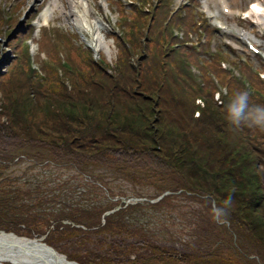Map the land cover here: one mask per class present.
Instances as JSON below:
<instances>
[{
  "label": "trees",
  "instance_id": "1",
  "mask_svg": "<svg viewBox=\"0 0 264 264\" xmlns=\"http://www.w3.org/2000/svg\"><path fill=\"white\" fill-rule=\"evenodd\" d=\"M60 36L67 61L75 63L72 56L80 48L58 32L57 37ZM55 48L48 34L43 32L40 49H45L57 66L60 63ZM13 51L18 60L6 70L7 78L0 75V167L7 168L13 162L14 157L4 156L38 146L54 152L56 165L65 162L75 169L85 165L113 169L121 165L150 170L149 167L157 164L154 168L176 174L183 183L180 189L201 197L204 202L222 206L223 200L231 194L233 203L227 209L228 223H217L214 218L213 222L207 220L212 228V242L226 244L242 264H264V149L261 148L264 128L247 122L239 127L231 124L226 106L215 102L209 91L196 94V89L174 87L171 81H165L163 72L145 77L146 69L132 64V59L134 63L148 61L145 54L128 62L119 55V67L111 74L94 64L81 75L57 73L54 66L42 64L46 77L41 78L28 70L20 43H15ZM156 65L152 59L148 67ZM209 86L212 87L207 81L206 87ZM197 97L200 103H196ZM78 103L83 105L81 113L75 110ZM255 104L264 105V100L257 99ZM37 113H41L44 120L53 121L52 126L47 125L46 120L42 121L41 128L35 125ZM53 134L57 135L55 139ZM250 134L261 141L253 138L254 142L250 141ZM210 168H213L212 173ZM152 174L158 176L159 172ZM164 191L150 198L141 197L144 201L136 204L112 203L98 212H90L86 221L65 215L53 216L49 221L42 212L35 214L38 220L21 214L9 220L3 213L6 206L0 205V231L30 239L45 236L43 242L48 246L64 254L69 261L84 264L65 250L63 242L70 243L66 233L78 232L80 240L101 237L98 232L120 225L121 220L115 219H121L127 211L145 204L160 206L168 196L181 193L169 191L164 195ZM159 197L160 200L151 203ZM34 205L41 207L39 203ZM15 208L16 213L23 211ZM89 219L95 221L89 223ZM38 222L46 223L50 229L35 228ZM217 230L224 231L225 241ZM116 235L125 239L111 238L110 244H117L119 249L139 246L143 247L139 249L142 253L145 246H158L125 231ZM162 251L167 256L168 250ZM133 256L136 255L132 252L124 255L118 252L114 258L112 254L114 261H129ZM199 258L201 256L195 261L201 260Z\"/></svg>",
  "mask_w": 264,
  "mask_h": 264
},
{
  "label": "rangeland",
  "instance_id": "2",
  "mask_svg": "<svg viewBox=\"0 0 264 264\" xmlns=\"http://www.w3.org/2000/svg\"><path fill=\"white\" fill-rule=\"evenodd\" d=\"M13 1L16 0H0V8L6 9L11 6V8H13L17 5L14 4ZM18 1L21 2L18 3L19 9L16 10L19 11L23 7H26L28 12H31L35 8L41 7V12L37 16V19H40L42 24L45 23V20L49 21V25L55 24L60 28L58 32L69 37L74 41L76 46L79 45L84 47L81 39L82 36L80 37V35L84 34L75 26L73 16L69 14L66 0H60V3L63 5L62 12H60L57 7V0ZM88 1L90 2V0ZM127 11L128 9H126V12ZM93 16L94 14L90 11L89 17L92 18ZM118 16L116 12L113 15V19H110L109 24L111 26L117 21ZM100 17L103 18L104 14L100 13ZM9 18L10 11L9 8H7L2 17V23L0 24V75L4 76V78H7L6 70L18 60L17 54L13 51L15 43H17V38H9L11 34L9 26L15 23V18L10 22ZM4 19H7L6 23L3 22ZM34 24L37 26L36 21ZM18 25V23L15 25L14 32L19 33L21 31V27L19 28ZM102 30H104V28H102ZM54 31L55 30H51L49 35L52 36ZM76 36L78 38H76ZM86 37L88 38V36ZM111 39L112 38L108 37V40H106V43H108L111 49V54L109 55L105 49H100L98 52L100 60L97 63L100 65L107 66L108 63L111 65L116 64L118 69L119 55L121 60L128 62L133 57L145 54L149 59L148 61H143L142 64L134 63V59H132L133 61L131 60L132 64L141 65L146 69L144 73L145 77H153L156 73L163 72L166 74L165 81H171L174 87L182 88L181 86L185 85L183 78L180 76L181 74L178 73L179 71L176 69L177 67L173 68L167 65L169 62H172L173 59H164L162 56L168 50L167 45H158L156 49H144L143 38L130 36L124 38L125 45L122 41L119 46H114L113 40ZM51 40L55 42L56 48L54 51L56 52L58 50L57 46H61L59 43L60 40H63V37L54 36ZM86 40H89V38ZM261 45L264 51V42H262ZM115 48L118 49V54H116L117 51ZM30 53L32 55L30 57L23 53L25 55L26 65L28 66L29 59L33 66L38 69L37 72H39V76L41 78L46 77V74L41 69V65L48 64L50 60L44 52H41L40 56H34L38 54L36 53V48ZM63 57L67 61L65 53H63ZM96 57V53L93 49H88V52L78 51V53L72 56V61L75 63L71 64L67 61L69 65L58 64L57 73H64V71H66L69 74L81 75L84 71L89 69L90 64L96 65L94 63L96 62ZM152 59L157 62V65L148 67ZM237 60L238 59H233L232 61ZM249 60L252 61L256 68L261 66L260 62L255 59L250 58ZM160 62H165V65H159ZM80 63L82 65H80ZM52 64L55 63L52 61ZM197 64L200 67H211V64L205 60L197 61ZM97 68L101 69L99 66H97ZM202 69L204 71L202 79L209 81L213 89H215V86L211 80H209L207 72H205L204 68ZM243 73L245 75L247 71L244 70ZM261 77L264 78V73L261 74ZM66 83L67 81H65V84ZM220 85L225 87L224 80H220ZM227 86L226 84V87ZM170 87L173 88V86ZM212 87H205L204 90L213 91L211 89ZM229 88L233 89V91H239L242 90V85L234 84ZM253 88L259 90L255 86H253ZM233 91L224 94L223 91L220 90L222 97L227 103H230L234 95ZM198 93L201 92L198 91L196 94ZM253 96L261 100L263 99L261 96H264V92H260V94L253 92ZM199 100L200 98L197 97L196 103L200 102ZM76 107L75 110L79 113L83 111V105H81V103H78ZM99 115H103L102 111ZM196 115L197 113L194 114V116ZM43 118L41 113H37L34 118L35 125L41 128L42 124H44L42 121L45 122L46 120ZM48 120L49 119L46 120L48 122L47 125L52 126L51 124L54 122ZM120 122L123 121L120 120ZM52 136L55 139L57 135L53 134ZM252 138L256 142L261 141L259 137L250 134V141H253ZM49 139L50 138H48L47 141H49ZM261 148L264 149V145L261 146ZM22 154L26 155V157H20ZM4 157H14V159L9 167H0V198L16 197L22 201V205H12L11 210L3 212L6 213V216L9 218L14 219L18 218L21 214L25 218L31 216L32 219L38 220L39 216L35 214L42 212L44 219L49 221H52L53 216L57 217L59 215L79 217L82 218L83 221H86L87 216L90 217V212H98L112 203H117L119 201L122 203L131 199H141V197L150 198L163 190H166L164 193L169 191V193H179V191H181L179 194L168 196L160 203V206L154 207L145 204V206L141 208L127 211L125 214H122L121 219H115L116 221L121 220L120 225H113V228L108 231L102 230L98 232L101 237L91 236L88 237V239L80 240V234L78 232L66 233L65 236L70 239V243L63 242L65 250L68 251L74 259L82 260L84 264H242L237 256H235L233 250L226 248V244H214L212 242L210 235V230H212V228L207 224V220L213 222V204L209 201L204 202L201 197L189 195L190 193L188 194L180 189L183 185L180 178L176 174L167 173L165 169L154 168L157 167V164H154L153 167H149L151 171L138 168L129 169L121 165L113 169L101 167L100 165H85L75 169L66 166L65 162L56 165L54 161H56L57 156L51 149L43 146L23 148L18 152L10 153ZM210 169L212 173L213 168ZM155 171L159 172L158 176L152 174V172ZM158 187L161 188L158 190ZM38 203L41 204V207L34 205ZM14 207L23 211H21V213H16ZM0 213H2V210ZM94 221L95 219H89V223ZM63 223L67 224L65 221H63ZM37 224L34 225V227L39 230L47 231L50 229V227L47 229L46 223L38 222ZM123 231L134 234L140 239L149 240L158 246H152V248L145 246L144 249L146 250L140 253L141 251L139 249H143V247L137 246L119 249L117 244H110L111 238H118L117 236L119 235L116 234ZM216 232L224 241L226 240L227 237L223 230H217ZM75 238H77L78 241H76ZM118 240L125 239L118 238ZM162 249L168 250L167 256L163 253L164 251H162ZM118 252L123 255L132 252V254L136 256L129 261H114L113 258ZM198 256H201V258H199L201 260L195 261ZM121 258L124 259V257ZM180 258L183 259L185 263L181 262V260H179Z\"/></svg>",
  "mask_w": 264,
  "mask_h": 264
},
{
  "label": "bare ground",
  "instance_id": "3",
  "mask_svg": "<svg viewBox=\"0 0 264 264\" xmlns=\"http://www.w3.org/2000/svg\"><path fill=\"white\" fill-rule=\"evenodd\" d=\"M67 1H68L69 9L71 10L70 13L73 15V21L75 23V26L81 31H86L89 34L90 40L88 42L92 46V48L94 50L103 48L110 55L111 49L109 48L108 43L104 42V38L100 30V23L96 18H94L93 20H90L88 18V11H89L88 3L84 0H81L80 5L83 10L79 11L76 9V4H77L76 0H67ZM56 4H58L57 7L60 10V12H62L63 5L60 3V0H57ZM9 243L18 245V249H31L33 246L31 242H27L25 240L14 241L5 236L4 237L0 236L1 245H5V244L8 245ZM31 250L35 251V253H38V257H31V255H29L27 252L21 250V252L24 253L18 254L19 256H13L8 254L9 256L6 257L7 254H0V264H7L5 261L14 262L16 264H47L44 261L46 262L48 261V263H51L52 257L48 255V253L43 249H36V250L31 249Z\"/></svg>",
  "mask_w": 264,
  "mask_h": 264
},
{
  "label": "clouds",
  "instance_id": "4",
  "mask_svg": "<svg viewBox=\"0 0 264 264\" xmlns=\"http://www.w3.org/2000/svg\"><path fill=\"white\" fill-rule=\"evenodd\" d=\"M37 45L33 44L35 49ZM193 71H196L194 68ZM227 94V89L222 90ZM219 95V94H218ZM228 120L231 124L239 127L242 123H249L264 128V105L251 104L247 91H236L230 103L226 106ZM233 197L228 195L222 202V206L213 205V218L217 223L227 224V209L232 205Z\"/></svg>",
  "mask_w": 264,
  "mask_h": 264
},
{
  "label": "water",
  "instance_id": "5",
  "mask_svg": "<svg viewBox=\"0 0 264 264\" xmlns=\"http://www.w3.org/2000/svg\"><path fill=\"white\" fill-rule=\"evenodd\" d=\"M167 193H165L164 195H166ZM160 199V198H159ZM0 236L2 237H7L11 240L14 241H19V240H25L27 242H31L33 244L31 249H43L44 251H46L48 253V255H50L52 257L51 263H48V261H44L47 264H78L76 261H69L67 260L66 256L63 254H59L57 251H55L51 246L46 245L44 242H42V238L40 239H29V238H25V237H18L16 235H14L13 233H5L3 231H0ZM31 249H18V245L16 244H11L9 243L8 245H1L0 244V254H7L6 257H8L9 255H13V256H19L18 254H23L24 252H27L29 255H31V257H38V253H35V251H32ZM21 250H24V252H21ZM9 254V255H8ZM55 260V262H54ZM59 260V261H57ZM4 261V260H2ZM61 261V262H60ZM7 263L10 264H16L14 262H10V261H5Z\"/></svg>",
  "mask_w": 264,
  "mask_h": 264
},
{
  "label": "flooded vegetation",
  "instance_id": "6",
  "mask_svg": "<svg viewBox=\"0 0 264 264\" xmlns=\"http://www.w3.org/2000/svg\"><path fill=\"white\" fill-rule=\"evenodd\" d=\"M22 201L19 199V198H11V197H7V198H0V205H5V210L8 211V210H11L12 209V205L14 206L15 204H17L18 206L22 205L21 203ZM16 208L14 207V210ZM11 218H9L10 220ZM134 258V256H133ZM132 258V259H133Z\"/></svg>",
  "mask_w": 264,
  "mask_h": 264
}]
</instances>
